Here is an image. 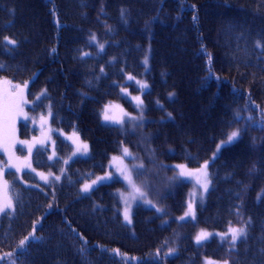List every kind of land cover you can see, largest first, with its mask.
Listing matches in <instances>:
<instances>
[{
  "label": "trees",
  "instance_id": "1",
  "mask_svg": "<svg viewBox=\"0 0 264 264\" xmlns=\"http://www.w3.org/2000/svg\"><path fill=\"white\" fill-rule=\"evenodd\" d=\"M3 1L17 8L21 30L33 39L27 48L29 56L52 64L59 59L63 62L57 65L58 77L53 80L44 70L37 79L31 78L36 71L15 75L0 68V75L20 83L31 80L27 94L30 112L51 109L55 125L67 132L76 131L88 141L90 155L64 166L73 146L57 138L58 158L50 160L41 148L34 152L33 164L41 171L64 170L59 179L43 184L34 171H24L21 177L7 171L15 208L0 214V264H204L206 258L229 264H264V151L251 166L243 155L249 143L245 137L231 150L229 167L209 166L210 190L217 195L206 205L197 206L196 220L170 218L185 208L190 191V184L172 165L187 162L198 166L203 160L193 158L190 147L197 151L206 146V151L220 133L229 135L234 130V123H223V117L213 110L216 102L208 97L215 88L223 87L222 76H235V82L219 92H226L221 102L231 108L235 103L229 93L232 85L238 91L246 85L237 82L235 75L247 60L246 51L256 50L264 56V0H98L96 10L88 0L87 8L76 14L60 0ZM81 1L85 5L87 0ZM47 6L52 25L59 29L56 41L43 29ZM77 14L82 28L77 45L64 49V54L58 53L59 47L52 50L54 43L74 37L76 33H66V29ZM239 26L244 27L243 37L236 36ZM254 28H259L263 37L257 36ZM15 32L12 28L4 31L1 53L3 48L18 56L25 51L24 38ZM216 42L230 44L235 53L215 49ZM38 45L42 48H35ZM223 53L227 59L221 57ZM10 64L27 67L23 60ZM71 68L78 71L76 75ZM211 69L216 73L205 75ZM128 74L149 81L143 97V121L137 127L106 125L101 113L113 100L137 112L121 92V87L128 85ZM251 77L248 75L250 81ZM262 96L243 98L248 116L254 110L253 101L263 104ZM233 112L239 118L237 125L244 128L246 116L237 105L236 109L233 105ZM257 114L264 122V113ZM153 126H159L156 133ZM36 132L29 122H20L22 138ZM213 133L218 135L208 142ZM188 137H194L195 142L185 144ZM124 147L130 150L128 161L133 163L136 180L144 184L161 209L159 216L138 207L131 226L122 218L117 194L124 187L121 180L101 184L89 195L80 192L85 181L108 170L111 157ZM250 154L254 163L255 155ZM36 225L37 238L27 242L25 237ZM231 226L246 228V235L236 243L215 238L196 241L200 229L226 231ZM22 240L25 243L20 246Z\"/></svg>",
  "mask_w": 264,
  "mask_h": 264
},
{
  "label": "rangeland",
  "instance_id": "2",
  "mask_svg": "<svg viewBox=\"0 0 264 264\" xmlns=\"http://www.w3.org/2000/svg\"><path fill=\"white\" fill-rule=\"evenodd\" d=\"M4 81H9V84H5ZM25 83L27 86L25 87ZM126 83L128 85L121 87L122 94L129 99L134 107L136 108L137 112L130 111L126 105L119 100H113L105 105L103 110V122L110 125H120L125 121L130 120L131 117L140 118L144 115V94L149 89V81L146 78L136 77L133 74H128L126 78ZM30 81L19 83L14 82L7 78L0 79V135L3 133V107L5 104L6 92H7V99L9 103L26 101L21 104V108L24 113L27 114V118L24 116H17L15 118L14 123L12 121L8 122V131L10 135V139L8 144V151H5V144L3 143L2 139H0V202H2L5 198L4 194V182L7 181V197L11 199L13 207L11 209H6L5 212L12 211L14 208V200L10 192V182L9 179L6 177L7 171H13L17 174L18 177H21L24 171H34L40 181L42 183H48L51 181L52 178L60 177L62 173L56 174L52 171H41L37 170L33 164V154L35 150L39 147H49L50 154L49 158L54 160L58 158V152L56 150V141L57 137H60L68 142H70L73 146L72 153L70 156L65 160V164H69L73 159L79 157H88L90 155V145L88 141L84 140L82 136L76 132L71 131L67 132L58 128L52 120V111L48 109L47 112H42L38 114H32L30 111L31 103L28 100V88H29ZM15 85H19L20 89H23L22 93L20 89L14 87ZM146 85V87H144ZM136 87L137 91H133L132 88ZM139 97V101L136 99ZM142 101V103L140 102ZM110 117L109 119H105V116ZM21 121H30L31 125L37 129V133L30 138H22L19 134V127ZM14 127V135L12 134V129ZM20 141H25L26 143L21 144ZM83 145H87V150L85 151ZM127 148L124 147L123 150ZM128 152L129 155H125L124 151L122 150L120 154L113 155L109 161V168L106 172L98 174L94 178L90 179L89 181L85 182L82 186V192L84 194L90 193L95 187L109 183L114 180H121L124 184L123 188L118 189V194L120 196L122 202V217L123 221L127 225H133V212L134 208L139 205H145L148 207H154L153 200L149 197L148 191L143 183L136 180L134 166L133 163L128 161V157L130 156L129 148ZM13 155V159L9 160V155ZM117 158V159H114ZM209 163V162H208ZM205 162L197 167L188 166L185 163H177L175 167L177 168L178 175L185 181L191 183V188L188 193V200H187V208L185 213L180 217V220H194L196 219L197 215V204L198 202L205 199L209 189H210V173L208 171L207 166V189L204 187V180L205 178L202 175H199L198 170L202 168ZM178 165L185 166V171L191 172L192 175H181V168ZM131 176V182L126 178ZM43 177H47L44 179ZM103 178V179H98ZM95 181V183H93ZM91 185L88 191H84L85 185ZM136 189H139L137 191ZM191 206V211L189 208ZM127 210L128 219L125 218V211ZM4 212V213H5ZM188 213V215H185ZM3 214V213H0ZM233 228H244L246 231L245 226H231ZM230 228V227H229ZM229 228L226 231L222 230H208V229H200L197 232L196 237L201 232L209 233L210 235L207 238L202 239L198 243L205 242L212 238H218L220 240H229L232 243H236L237 241L233 242L231 240V233H229ZM226 234V235H225ZM244 237V236H243ZM197 241V240H196ZM225 264L226 261L215 259V258H206L204 264ZM227 264H229L227 262Z\"/></svg>",
  "mask_w": 264,
  "mask_h": 264
},
{
  "label": "bare ground",
  "instance_id": "3",
  "mask_svg": "<svg viewBox=\"0 0 264 264\" xmlns=\"http://www.w3.org/2000/svg\"><path fill=\"white\" fill-rule=\"evenodd\" d=\"M60 1L62 4L67 6V10L71 11L73 14H76L80 8H85L86 4L88 2V0H87L85 5H84V3L81 0H60ZM91 1H92V4L95 5L94 9L96 10L97 5H98V0H91ZM15 9H17V8L12 6V5L9 6L3 0H0V37L3 36L4 31L6 29H8V28L15 29V31H16L15 33H17V37L18 38H24L23 42H24L25 51L20 53V55H23V56H20V55L18 56L15 54H10L9 52H7V50L5 48H3L4 54L0 52V65H2V67H0V68L7 70V71H10V72L14 73L15 75H20L21 72H23V71L25 73H28L29 71L30 72L36 71L35 73L32 74V77H31V78H35V79H37L38 76L40 75V73L42 72V70H44V71L50 73V76L52 77V80H53L55 78V76L58 77V73H59L58 68H60V66H57V65H60L63 62V60H61V59L54 60L53 64H52L48 60H44V59L39 60V59H36L34 57L29 56V54L27 52V48H28V45H32L33 39L29 34H27V32H25L24 30H21V23L18 22L19 13H16ZM14 14L17 17L16 19H15ZM43 17H44L43 29L44 28H45V30L47 29L48 37L49 38L52 37V39L55 41L58 40L59 29L55 28L51 23L50 10H49L48 6H47L46 14H44ZM78 20H79V15L77 14L76 18L74 20V23L71 22V24L66 29V33L67 32H71V34L76 33V34H74V37H72L71 39H64L63 42L54 43L52 45V50L55 51V49L57 50L59 47L58 53L64 54V53H66L64 49H67V48L71 47L72 45H75V46L77 45V42L81 38L80 35L77 33H80V31H82L81 26L79 24H77ZM239 27L240 28H238L236 36L243 37L242 29H244V27H241V26H239ZM247 29H248V27H247ZM258 29L259 28H254L255 32L254 31L253 32L257 36L263 37L261 30L260 29L258 30ZM11 40H12L11 38H7L6 41H11ZM227 45L228 44H225L224 42H223V44L216 42V43H214V48L220 49V50L221 49L224 50L225 48H227V50L231 51L232 53H235L234 50L232 49V47L230 46V44H229V46H227ZM238 45L240 46L241 52H242V46L239 42H238ZM35 48L39 49V48H42V46L38 45V46H35ZM75 55H77L76 54V48L74 49V57H75ZM245 56L247 57V60L243 61V64L241 63V65L236 70L235 75H236V81L237 82L239 81V82H242L246 85H245V87H243L242 90H239L240 92L237 90V88H235L234 85H232V89H230L229 93H230V95H232L234 97L235 103L232 104L231 108L229 106H227L225 102H221L222 99H225L227 97L226 92L222 93V94L221 93L219 94V92L221 90L226 91L227 85L230 82H231L230 85L235 82V76H234V78L230 74L222 76L221 81H222L223 87L222 88L217 87L212 91V93H210V96L214 97V98H211L210 96L208 97V100L212 99L213 103L216 102L215 103L216 105H214L215 109H213V110L217 114L219 113L221 117H223V123L226 121H232L234 123V130H237V129L240 130V136L238 139L234 140L231 143L221 144V141L227 140L228 135H224V134L220 133L219 134L220 136H217L219 132L217 134L213 133V134L209 135V141L208 142L212 141V139L216 138V136L219 137V139L211 147H209L206 151H204V148L206 146L202 147V149H197V151H195L193 147H190L193 158H195V159L199 158V159L203 160L202 162H200V164L198 166L202 165L204 162L207 161V162H209L208 163L209 166H215V167L221 166L223 168H224V166L229 167V165H231V156H230L231 150L234 148V146L236 145L238 140L242 137H245L246 139L249 140V143L247 142L245 145V148H243V151L245 152L243 155H245L246 158L250 159L249 163H251V166H253V164H255L256 161L259 159L262 150L264 151V126H262V125H264V122L262 121V123H261V121H260L261 118L257 114V113H261V115H263V113H264V102H263V104H261V103H256L255 101H253L252 106H253L254 110L250 111L251 119H249L250 116H248L246 114V110H245L244 103H243L244 97H249L250 99L253 100L252 96L261 98L262 94H264V56L261 58L256 50L246 51ZM74 57H72V59H74ZM221 57H223V59L228 58L226 53H223ZM145 58L147 59V60L145 59V62H144L145 68H146V70H148L150 68L149 64H148L149 60L147 57H145ZM14 60H23L27 64V67H22V66L19 67L18 66L16 68H14L10 64V61H14ZM66 62H67V60L64 62V65H66ZM205 66L206 65H203V67H205ZM70 70H71L72 75H74V74L76 75L78 72L77 70H75L73 68H71ZM259 70L262 71L263 74H261ZM212 73H216V71L212 70V69L208 70L205 73V75H210ZM248 75L252 76L251 81L248 79ZM1 78H7V79L12 80L11 79L12 77L9 75H6V74L2 75V76L0 75V79ZM208 79L212 80V78H210V77ZM49 80H51V78H49L47 81H49ZM12 81H14V80H12ZM29 81H31V80H29ZM54 86L56 87V85H54ZM262 90H263V93H262ZM206 94H209V93H206ZM262 97H264V96H262ZM233 105H235V109H236V105H237L240 108L241 113L246 116L244 128H240L239 125H237L239 118L233 112ZM104 107H103V110H104ZM103 110H102L101 117H100L102 122H103V119H102L103 118ZM255 110L257 111V113L255 112ZM143 117H144V115L140 118L131 117L130 120L125 121L124 123H122L120 125H131V126L137 127L136 124L142 122ZM160 121L163 122L164 119L161 118ZM158 130H159V126H153L152 127V132L156 133ZM221 131L222 130H220V132ZM255 133L258 134L263 139L262 142ZM140 137L142 138V136H140ZM148 140H151V137H149ZM184 142H185V144L193 143V142H195V138L194 137H188V139ZM218 146H219V148H218ZM55 147H56V150L58 152L57 144ZM41 148H42V150L43 149L46 150L47 154H50L49 147H39L38 149H41ZM250 153H253L255 155V157H254L255 162L254 163H253L252 155ZM177 163H185L188 165L187 162H177ZM177 163H174L172 165L176 169V172H178L177 168L175 167V164H177ZM67 165L65 164V161H64V166H67ZM263 166H264V164H263ZM63 171L58 172L56 174L63 173ZM85 182H87V181H85ZM43 184H46V183H43ZM83 184L80 186V192L82 195H89L95 188L98 187V186L95 187L90 193L84 194L82 192ZM210 189H211V179H210ZM210 189L207 193L208 197L206 195L207 199L205 197L206 200L204 199V200L198 202L197 206L200 204L206 205L207 201L209 199L216 197L217 192L214 190H210ZM117 194H118V191H117ZM118 197H119V200L121 202L119 194H118ZM187 200L188 199H186V201H185V208L181 212L171 215L170 218L175 219L179 222L187 221V220H180V217L186 211ZM153 203H154L153 204L154 207H148V206L139 204L134 208V212L139 207V209L150 212L151 214H159V216H160L161 215L160 206L157 204V202L153 201ZM121 204H122V202H121ZM121 212H122V207H121ZM134 212H133V223H135L134 222ZM195 220L196 219H194L192 221H195ZM38 228H39V226H37V225L34 227V229L31 232L32 235L31 236L29 235L28 240H26L27 242L37 238L36 232H37ZM215 239H217L219 242L222 241L218 238H215Z\"/></svg>",
  "mask_w": 264,
  "mask_h": 264
},
{
  "label": "snow or ice",
  "instance_id": "4",
  "mask_svg": "<svg viewBox=\"0 0 264 264\" xmlns=\"http://www.w3.org/2000/svg\"><path fill=\"white\" fill-rule=\"evenodd\" d=\"M93 39H95V37H93ZM5 40H7V38H5ZM9 44L11 45H15L16 41L15 40H11V41H7ZM258 46H260L258 44ZM101 48H103V45H101ZM0 67H2V65H0ZM5 84H9V81H4ZM27 86V84L25 83V87ZM14 87L20 89L19 85H15ZM144 87H146V85H144ZM21 93L23 91V89H20ZM139 101V97L136 98ZM26 101H20V102H15L13 101L12 103L8 102L7 99V92H6V98H5V104L3 107V113H2V119H3V133L2 135H0V139H2L3 143L5 144V151H8V147L6 146L9 142L10 139V135H9V131H8V122L12 121L14 123L15 118L17 116H24L25 118H27V114L23 112L22 108H21V104L24 103ZM142 103V101H140ZM110 117H108L107 115L105 116V119H109ZM249 119H251V117H249ZM264 126V125H262ZM12 134L14 135V127L12 129ZM240 136V130H234L232 131L228 136H227V140L225 141H221V144H226V143H231L234 140L238 139ZM19 143L24 144L26 143L25 141H20ZM84 150H87V145H83ZM219 148V146H218ZM124 154L125 155H129L128 149L125 148L124 150ZM13 159V155L10 154L9 155V160L11 161ZM114 159H117L114 157ZM207 166H208V162L206 161L205 164L202 166V168L200 170H198L199 175H202L205 180H204V187L205 189H207ZM179 168H181V175H192L191 172L185 171V166L183 165H178ZM44 179H47V177H43ZM130 182H131V176L129 175L128 177H126ZM56 179H59V177H56ZM98 179H103V178H98ZM93 183H95V181H93ZM91 187V185H85L84 186V191H88V189ZM137 191H139V189H136ZM4 194H5V198L2 202H0V213H4L6 209H11L13 207L12 201L10 198L7 197V181L4 182ZM189 211H191V206L189 208ZM185 215H188V213H186ZM125 218L128 219V213L127 210L125 211ZM229 233H231V240L233 242L237 241L239 238L243 237L246 235V231L244 228H233L230 227L229 228ZM30 236L32 235L31 233L29 234ZM209 233L206 232H201L197 237L196 240L197 242L201 241L202 239L207 238V236H209ZM226 235V234H225ZM25 240H28V237H25ZM25 240L20 241V246H23L25 243ZM170 251H174V250H170ZM9 256L11 255L10 253L8 254ZM209 264H212V262H209ZM225 264H227V262H225Z\"/></svg>",
  "mask_w": 264,
  "mask_h": 264
}]
</instances>
